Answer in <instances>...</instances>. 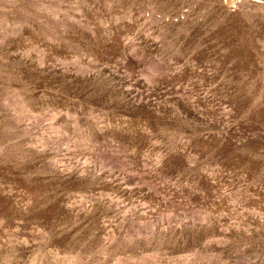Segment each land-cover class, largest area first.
<instances>
[{
	"label": "rangeland",
	"instance_id": "374dc122",
	"mask_svg": "<svg viewBox=\"0 0 264 264\" xmlns=\"http://www.w3.org/2000/svg\"><path fill=\"white\" fill-rule=\"evenodd\" d=\"M0 264H264V0H0Z\"/></svg>",
	"mask_w": 264,
	"mask_h": 264
}]
</instances>
